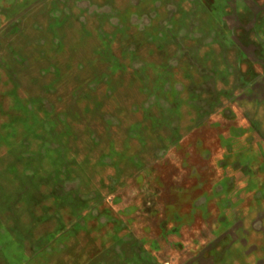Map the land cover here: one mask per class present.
<instances>
[{"label":"rangeland","instance_id":"obj_1","mask_svg":"<svg viewBox=\"0 0 264 264\" xmlns=\"http://www.w3.org/2000/svg\"><path fill=\"white\" fill-rule=\"evenodd\" d=\"M263 54L264 0H0V264H264Z\"/></svg>","mask_w":264,"mask_h":264},{"label":"water","instance_id":"obj_2","mask_svg":"<svg viewBox=\"0 0 264 264\" xmlns=\"http://www.w3.org/2000/svg\"><path fill=\"white\" fill-rule=\"evenodd\" d=\"M257 44H259V46L261 47V45H263V41L259 38L258 42H256ZM264 56V54H263ZM260 80H264V74L261 76Z\"/></svg>","mask_w":264,"mask_h":264}]
</instances>
